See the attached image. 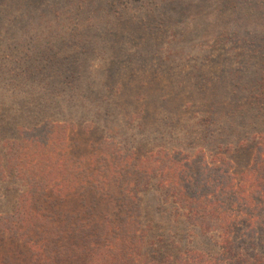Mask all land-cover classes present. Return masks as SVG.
<instances>
[{
	"label": "trees",
	"instance_id": "trees-1",
	"mask_svg": "<svg viewBox=\"0 0 264 264\" xmlns=\"http://www.w3.org/2000/svg\"><path fill=\"white\" fill-rule=\"evenodd\" d=\"M74 1L77 9L70 8L72 0H0V37H8L7 51L0 50V243L7 236L11 247L25 248L38 264H174L173 253L176 264H264V83L248 103L251 115L244 108L234 110L230 100H182L174 106L176 113L165 112L170 93L164 86L114 82L116 71L128 67L123 59H144L136 38L111 40L116 26L110 24L105 35L115 51L100 62L86 48V33L99 31L96 21L111 16L149 31L163 21L158 8L166 9L170 23L182 25L181 12L170 16L176 4L157 0V8L134 10L130 5L148 0H123L126 5L116 10L120 0ZM78 9L90 15L87 25L57 21L77 15ZM100 39L104 45L105 36ZM258 43L264 49L263 42H246L251 49ZM152 89L158 90L156 104L144 94ZM137 100L143 102L139 107ZM199 106L208 114L199 124L226 123L220 135H232V125L239 122L248 138L257 140L243 164L231 156L247 147L241 140L212 145L209 158L198 143L190 152L149 144L163 136L161 128L175 115L178 121L180 113ZM223 109L230 114H217ZM167 133L176 134L171 128ZM127 144L138 155L122 146ZM157 189L162 195L154 196ZM145 194L156 204L146 206ZM42 200L53 210L67 200L71 206L43 211ZM167 208H174L173 215ZM173 221L184 226L182 245L187 243L174 252L167 240ZM189 234L213 245L212 251L189 246Z\"/></svg>",
	"mask_w": 264,
	"mask_h": 264
},
{
	"label": "rangeland",
	"instance_id": "rangeland-1",
	"mask_svg": "<svg viewBox=\"0 0 264 264\" xmlns=\"http://www.w3.org/2000/svg\"><path fill=\"white\" fill-rule=\"evenodd\" d=\"M120 1V3L115 5L114 9H123L122 6L126 5L123 0ZM155 2H157V0H148V4L141 5L133 3L130 7H135L134 10H143V8L147 9V7L157 8V6H154ZM166 3H168L167 6L173 3L176 4L177 9L172 12L170 16H176L181 12V17L178 18H182V20L185 21L184 24L176 25L178 23H170L171 17H167L169 15H166V9H163L162 13L160 8H158L156 12L159 11L163 14V16L160 17L163 18V21L161 23L156 22L153 29L144 32L133 28L137 26H135L131 20L121 23L116 21L118 16H111L106 21H104L105 17H102V20L99 19L96 21L99 31L94 32V29H91V32L89 31L86 33L87 36H85L88 38L87 43H85L87 46L86 48H88L89 51L94 50L96 56L101 58L100 62L104 61L109 51H115L109 48V46H111L109 43L110 37H106L105 30L108 29L110 24H115V36L111 35V40L121 43L126 36H130V38L135 37L136 44L142 50L144 59H132L129 61L123 59L122 63L128 65V67L121 73L116 71L114 82H121L123 78L127 81L130 80V84L135 86V88L141 82L164 86L166 91L170 93V100L166 103L165 112H168V109L172 108V112L176 113L174 106L178 105L182 100H191L194 102L207 100V103L208 100H210L219 102V104H222L224 100H230L232 102L231 107H233L234 110L239 111L241 108H244V110L249 111L248 114H254V111H252V108L250 109L248 103L254 101L253 96L256 88L261 87L262 82L264 83V49L260 47L261 43L254 44L251 49L246 42L253 40L254 42L258 41L264 43V0H170ZM65 4L63 3L62 5ZM76 7L77 1L72 0L70 8L77 9ZM91 8L92 7H90V9ZM57 10L58 9L55 8L52 12H57ZM81 13L82 11L78 9L77 15L71 14L69 15L70 18L64 16L63 18L56 17V19L57 21L64 20V24H69V26H75L76 23L81 25L82 22H85L84 25H87L89 23L87 18L90 17V15L86 12L84 14ZM34 14H36V12H34ZM7 15L8 13H5V16ZM86 19L87 21H85ZM182 20L179 23H181ZM59 31L60 30L57 32ZM141 33L142 38L139 39L138 35ZM51 35L55 36L56 31L51 33ZM100 35L105 36L104 45L102 44ZM120 35H124V37ZM0 38V42H2L3 46V49H1L2 46H0V50L7 51L8 37L3 34V37ZM224 38H226L225 42H223ZM129 44L132 45L131 40ZM105 46L106 50L102 51ZM119 48L120 47H117V49ZM120 55H123V53H120ZM139 64H142L140 65L141 68L138 66ZM241 71H243V73ZM175 92L178 94H175ZM144 94L148 96L149 104H156L158 90H147ZM135 103V106L139 107L143 102L137 100ZM236 104L238 108H235ZM142 107L144 109L146 108L144 105H142ZM226 107L230 106L226 105ZM134 108L135 107H133L132 110H134ZM157 109L158 108L153 107V111L151 112H156ZM187 109V113L182 112L179 114L178 121H176L177 115L174 116L173 123L169 120L167 126L163 127V129L161 128L164 132L163 136H158L155 140L153 139L150 141L149 144L152 146L163 144L165 147L180 146L185 152H190V149L195 146L194 143H198L205 146L207 152L206 157L209 158L212 156V152L210 151L212 145L220 141L226 142V140H232L239 142L241 140L240 142L248 143L247 147L245 149L237 148L235 152L231 151V156L237 157L239 164H243L246 154L251 153L250 150L253 153L255 152L257 140L248 138L245 125L236 122L232 125L234 130L232 135H226L224 133L220 135L221 129H226V123L220 125H209V123L206 125L199 124L198 121L205 117V115H208L206 111L201 106ZM225 109H223V111H218L217 114L219 112L222 114L225 112L227 113V111H224ZM243 122V124L246 123L245 121ZM260 124L261 123H259V125ZM170 128L176 132L175 135L170 136L167 133ZM210 130H212V134H209ZM198 131L204 136L194 134ZM214 135H219L220 137L212 139ZM114 137L117 138V141L122 142L121 137L117 135ZM207 140H210V144L207 143ZM223 144L221 143L220 146H223ZM122 146L132 149V151L138 155L139 151L135 149L132 144ZM165 161L168 162L167 159H165ZM237 161H235V164L238 165ZM154 194V196L162 195V190L157 189ZM143 198L145 199L146 206L148 204H156L151 199L150 194H145ZM47 200L53 202L51 196L47 197ZM42 201L41 206L43 211L49 210L54 212L59 208L64 209L71 206V202L67 200L60 205L57 204L55 206L56 209L53 210L49 206L50 204L48 205L46 203V200ZM170 210L173 215L174 208H167L166 212ZM159 220L163 221V218H159ZM175 221L170 223L174 231H172V235L169 237L170 239H167L169 240L168 245H172V252L176 251L180 245L183 246L187 244L185 242L182 245L184 226ZM189 228L194 229L195 232L198 231L197 228ZM211 235L212 239L215 241L216 233L211 232ZM31 236L35 238L32 233ZM188 240L190 241L188 243L189 246L194 245L211 251L213 249V245L211 246V244L207 245L206 243L195 241L190 234L188 235ZM173 255L170 256V260L176 264V259L172 257ZM6 256V261H9L11 264H38V260L35 257L31 258V255L25 248L17 246L11 247L7 236H5L3 242L0 243V262L3 260V264H6L4 262ZM61 264L80 263L75 260H67Z\"/></svg>",
	"mask_w": 264,
	"mask_h": 264
}]
</instances>
